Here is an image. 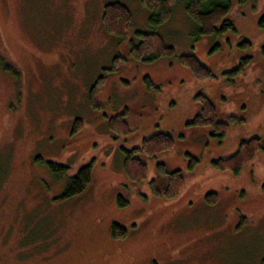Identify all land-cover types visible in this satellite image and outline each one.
Segmentation results:
<instances>
[{"label":"rangeland","instance_id":"rangeland-1","mask_svg":"<svg viewBox=\"0 0 264 264\" xmlns=\"http://www.w3.org/2000/svg\"><path fill=\"white\" fill-rule=\"evenodd\" d=\"M115 1L131 12L123 39L102 22ZM231 1L236 32L195 40L181 1L152 30L140 0H0V61L19 72L15 79L0 69V264H264V0ZM136 32L157 33L176 58L137 63ZM182 55H194L212 77L196 79ZM247 57L249 66L230 77ZM92 88L101 107L90 103ZM199 95L228 125L224 137L189 125ZM116 116L128 135L108 128ZM160 133L173 138V149L155 159L139 154L146 178L131 182L124 151ZM253 138L263 150L238 175L213 167ZM46 162L69 171L55 181ZM90 163L85 191L55 201ZM157 164L184 176L173 199L152 193V181L166 187ZM113 224L126 229L124 239L112 238Z\"/></svg>","mask_w":264,"mask_h":264},{"label":"trees","instance_id":"trees-1","mask_svg":"<svg viewBox=\"0 0 264 264\" xmlns=\"http://www.w3.org/2000/svg\"><path fill=\"white\" fill-rule=\"evenodd\" d=\"M180 1L184 5L186 15L195 27L193 34L195 40L203 36L217 38L227 32H236L232 21L228 18L233 6L231 0H140L141 5L147 9V21L151 29L156 30L161 27L169 19L172 7ZM239 3L244 5L254 3V0H239ZM102 22L107 33L123 39L132 26L131 12L126 6L117 1L108 3L104 6ZM258 27L264 30V10L259 18ZM135 36L138 39V43L131 44L130 52L137 63L153 64L158 61L176 58L174 49L165 45L163 39L157 33L136 32ZM244 45L249 46V43L244 42ZM261 52L264 55V47ZM177 58L183 66L190 70L196 79L202 81L212 77L211 71L194 55H182ZM250 63L251 58H242L239 64L229 72L230 77L236 78ZM0 69L3 73L15 79L19 77V72L2 60L0 61ZM145 81L148 87H152L150 81L147 79ZM94 88L91 90L90 103L93 107H101L96 104ZM196 99L201 104L200 113L194 117L189 125L193 127H212L220 137H224L228 132V125L217 120L214 105L204 96L199 95ZM81 125L80 121H76L74 131H78ZM108 128L119 136L129 134L128 125L123 116L111 118L108 121ZM174 145L175 141L170 135L160 133L144 139L139 148L124 151L123 172L127 179L139 184L146 178V165L137 157L139 154L144 155L148 159H155L163 152L173 149ZM260 150L263 149L258 139L253 138L243 141L232 156L215 161L212 165L217 170L231 171L234 175H238L241 169L249 164ZM44 164L55 181L62 180L69 171V168L65 165L52 162ZM193 164H196L195 159L191 160L190 168H192ZM91 167V163L84 165L78 169L74 176L69 177L62 193L55 198V201H66L82 194L91 181ZM157 168L159 174L166 177V187L160 190L155 186V181H152L150 184L152 193L156 197L165 199L175 198L183 188L184 176L180 171L167 173L162 164H157ZM206 199L209 203H214L216 195L209 194ZM119 205L124 207L126 202L119 201ZM111 235L112 238L120 240L127 236V231L123 227L113 224Z\"/></svg>","mask_w":264,"mask_h":264}]
</instances>
